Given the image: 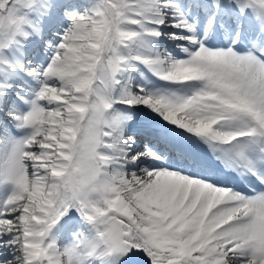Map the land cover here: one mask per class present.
<instances>
[{"label":"snow or ice","instance_id":"snow-or-ice-1","mask_svg":"<svg viewBox=\"0 0 264 264\" xmlns=\"http://www.w3.org/2000/svg\"><path fill=\"white\" fill-rule=\"evenodd\" d=\"M0 264H264V0H0Z\"/></svg>","mask_w":264,"mask_h":264}]
</instances>
